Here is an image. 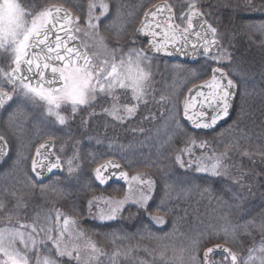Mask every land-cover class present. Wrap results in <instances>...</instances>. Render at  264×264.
I'll list each match as a JSON object with an SVG mask.
<instances>
[{
	"label": "snow or ice",
	"instance_id": "1",
	"mask_svg": "<svg viewBox=\"0 0 264 264\" xmlns=\"http://www.w3.org/2000/svg\"><path fill=\"white\" fill-rule=\"evenodd\" d=\"M87 7L86 26L97 30V22L100 19L94 12L97 8V0H88ZM34 8V0L28 5L21 3L20 0H0V56L10 62L8 68H0V110L14 107V111L8 117L9 124L13 123L14 118L22 114L23 108L30 104L40 107L48 117H54L56 122L64 125L69 117L62 112L70 111L72 116H75L83 107H88L92 109L89 116L95 115L94 104L98 97L111 98V107L104 108L103 112L122 123L135 115L141 103L148 102L146 97L152 77V57L148 55V52H163L166 55L176 52L187 55L189 45L193 55L202 50V54L207 59L214 60L217 66L211 67V78L201 86V89L206 88L208 91L197 89L195 94L186 100L185 118L191 121L195 128L210 129L229 115L236 83L219 66L220 60L225 57L211 55L213 48L219 43L217 29L207 24L206 20L199 19L203 13L198 9L197 0H187V11H181L179 16L181 23L175 22L173 5L168 3L157 5L155 10L145 12V22L139 31L151 37L150 47L148 49L132 48L119 58L113 54L111 60L104 59L99 63L94 62V54L87 51L86 45L73 43L78 40L76 34L81 32L79 16H74L71 10L63 5L53 4L39 11H35ZM99 10L100 16H104L108 13L109 5L104 0H99ZM148 17L152 19L149 20ZM194 20L197 21L196 25L193 23ZM197 26L198 31L194 30ZM248 27L264 35V22L256 25L249 24ZM83 35L87 36L88 33L85 32ZM98 43L104 46L102 38ZM118 90H121L125 96L130 93L131 100L135 103L121 105ZM197 96L201 98L198 101V108L193 103ZM84 122L87 123L86 120ZM0 141H4L3 136H0ZM192 143L195 144V141L193 140ZM205 143L202 141L201 146ZM51 147L53 146L49 144H40L36 149V158L32 160V171L37 176L42 174L37 172V168H46L48 172L61 168L59 157L52 162L48 160L50 153L41 152V149L47 150ZM5 148L6 141L0 144V156L5 155ZM225 155L226 153H221L219 156L208 157V162L203 159L196 161L195 171L206 172L211 176L227 175L226 170H221ZM45 160L48 162L45 163ZM177 162L181 167H185L179 156ZM192 164L193 161H189L187 166L190 168ZM68 165L69 174L76 171L72 159L68 160ZM118 168L120 164L109 160L95 169V178L100 184H106L112 175L116 174L110 173L106 176L104 173L109 169ZM117 179L124 180L128 185V194L124 199L104 200V207L100 206V201L97 199L88 202L89 213L100 221L115 220L129 203L147 211L149 201L153 198L155 182L150 178L144 179L141 175L129 177L128 172L120 171ZM134 185H141V187L134 188ZM32 186L35 187V185ZM171 190L172 185H168L165 191L166 197L170 196ZM12 195L16 197L15 193ZM163 204L164 201L161 200L156 210L160 211ZM22 205L23 198H17L14 208L19 209ZM5 206V202L0 200V211ZM94 206L95 213H93ZM13 214L18 215V213H8L9 220ZM150 218L157 225L165 223L162 216L155 215ZM45 220L46 224H40V217L37 215L31 223L17 221L16 225L0 227V264H33V254L35 264H63L59 258L64 257L80 264L81 246L73 244L69 247L65 242L66 236L77 240L85 237V233L78 228L76 219L64 216L57 210L55 227L50 216L45 217ZM228 223L231 233L228 227L220 230L224 233L226 243L229 235L235 238L238 227L231 225L230 221ZM258 227L264 234V223ZM245 230L247 231V226ZM54 232L56 235H53ZM41 233L43 237L38 239ZM213 234L218 236L219 231L214 230ZM143 238H145L144 235H141V239ZM147 238L163 240L166 237H155L149 231ZM116 239V235L113 234V244L116 243ZM119 239H128V237L122 236ZM49 242L51 247H48ZM41 245L44 246L43 249ZM170 247L173 254L171 258L167 256ZM215 250L226 254L223 260L230 259L231 264H264V241H261L258 248L253 246L242 260L231 248L220 244L208 247L203 254L204 264H211L210 254ZM84 251L88 253L85 264L99 260L100 256H106L110 264H118L119 258L128 256L132 249L121 251L117 247L109 254L95 241L87 238ZM186 252L190 261H197V256L190 248L176 249L167 244L162 246L159 259L163 261V264H186ZM149 254L152 253L149 252ZM141 264L145 262L142 261Z\"/></svg>",
	"mask_w": 264,
	"mask_h": 264
},
{
	"label": "trees",
	"instance_id": "2",
	"mask_svg": "<svg viewBox=\"0 0 264 264\" xmlns=\"http://www.w3.org/2000/svg\"><path fill=\"white\" fill-rule=\"evenodd\" d=\"M202 1V5L199 4L201 12L207 21L217 29V33L223 30V19L226 20V22L223 20L224 26L228 23L233 24L232 33L237 29L236 23L241 22L238 30L243 35L241 39L243 40L244 50H240V55L247 58L249 63L252 62V66L257 63L252 67V71H255L256 74L263 71L264 68L259 65L264 62V58L260 59L257 54L252 53L255 52L251 45L252 37L245 33L243 27L249 29L244 24L246 21L256 23L264 21V18H259L256 14H254L255 16H234L233 13H229L228 9H222V4L217 0ZM24 2L25 0H23ZM52 2H57L59 5L72 10L76 16L80 17V23H83V17L88 12L87 0L43 1L46 5L55 4ZM208 2L209 5L205 6ZM109 4L111 7L109 9L110 15L105 21L112 23L116 21L114 18L116 10H114L111 3ZM120 4V9H118L121 10V18L128 21L125 24V33L119 36L113 32L109 33L107 40L110 43L126 45L128 48L133 46L140 49L141 45L134 40V25L129 24H131L133 15L134 17L136 15L141 16L143 7L137 6V0H121ZM119 24L122 25L121 22ZM105 25H108V23ZM101 28L104 27L101 26ZM127 44H130V46ZM127 47H124V49ZM204 60L201 59L197 66H200ZM207 70L209 72V69ZM236 85L238 87L237 100L229 120L224 125L217 127L209 134H202L189 130L188 127L177 122L166 123V125L161 124L159 128L164 127L161 131L157 130V133L160 134L157 142L155 141L156 134L154 132L158 122L145 125L140 129L141 134H144V137L149 136L139 140L141 144L146 142V146L133 144V140L130 143L129 138V140H123L124 143L133 144L132 147L127 148L126 146L129 154H116L117 152L104 147L107 141H112V135L103 136V132H101V130L103 131V120L108 121L116 129L115 119L101 112L103 108L110 107L108 103L103 104V101H100L94 104L95 115L92 116H89L92 109L88 107L82 108L75 116H72L69 112V119L64 126L65 129L55 130L53 137L57 141V148L62 146L68 149V154H71L72 159H75L72 163L76 171L69 174L68 169L65 167V171L63 170L60 176L37 183L33 191H30L31 193H28L25 186L20 187L18 191L15 190L13 193L16 196H26L30 205L35 207L41 205L44 211L48 210L54 217H56V212L59 210L64 216L75 218L78 228L85 233V237L80 240L86 241L87 238H90L106 253L111 254L117 247L121 251L131 248L132 251L128 256L119 258L118 264H127L126 260L128 258H137V255L141 257L143 253L148 254L149 258L153 256L152 264H163V261L159 259V252L164 244L173 246L176 249L190 248L194 252L204 251L211 245L220 244L231 248L236 253L245 254L253 246L264 241V234L261 233L258 227L261 223H264V120L260 116V110H257L254 105L260 94L255 95L256 97L252 96V102H250V105L248 104L250 111L242 116L243 119H241L242 117L240 119L235 117L240 97L241 99L244 98L243 100L251 97L246 92L241 95L242 88L239 86L241 84L237 82ZM260 97L264 99V93ZM99 104L102 107L99 108ZM87 116L90 119L88 123H85ZM95 125H99V131L93 128ZM123 134L125 136V133ZM46 135L45 133L44 136ZM151 137L154 142H152V139L150 140ZM211 137L218 139L215 154L219 156L221 153H226L221 170H226L227 175L203 178L199 177L193 170L182 171L180 163L177 162L178 155L181 156V160L185 165L189 160H186L185 157L187 150L192 149L193 153L196 154L195 157H198L200 153L198 149H195L196 145L201 141H205L203 139ZM86 139L90 143H84ZM193 140L195 141L194 145L191 144ZM114 143L116 144L115 141ZM108 159L118 160L131 175H141L142 178H150L155 182V189L152 193L153 198L149 201L147 211L138 209L136 205L126 206L118 220L110 222V224L100 222L97 218L94 219V215L88 211L90 200H99L102 197L104 201L122 196L120 193L124 187L105 186L95 178V169ZM4 169L5 167L0 169V174L4 172ZM178 179L183 180L182 187L188 191L183 192V189H179V191L172 189L170 196L166 197L167 186L172 185L173 181L177 180L179 182ZM244 182L248 184L244 185ZM250 187L249 195L247 198L242 199L238 194V190L242 189L241 191H244ZM205 189H208V191H205ZM4 200L9 206L14 203L12 194L6 196ZM161 200L164 201V204L160 211H157V206H160ZM100 206L104 207V204L102 205V202H100ZM95 212L96 208L94 206L93 213ZM155 215L162 216L165 223L163 225L155 224L150 218V216ZM229 221L231 225L238 227L235 238L229 235L226 243L224 233L220 230L228 227L229 233H231ZM245 226H247V231ZM214 230L219 231L218 236L211 234ZM149 231L155 237L166 238L163 240L147 238ZM113 234L117 237L115 244L112 243ZM141 235H144L145 238L141 239ZM122 236H127L128 239H119ZM198 237L202 238V242L195 245L194 242ZM208 238L211 241L204 242ZM76 241H79V239L65 237V242L69 247L76 244ZM80 246L82 257L80 264H85V257L88 253L84 251V245ZM48 247H51V245H48ZM41 248H44V246L41 245ZM149 252L152 254L150 255ZM172 255L170 247L167 256L171 258ZM59 259L63 261V264H76V261H69L67 257ZM185 260L186 263L189 261L187 252L185 253ZM91 264H110V261L106 256H100L99 260L92 261Z\"/></svg>",
	"mask_w": 264,
	"mask_h": 264
},
{
	"label": "rangeland",
	"instance_id": "3",
	"mask_svg": "<svg viewBox=\"0 0 264 264\" xmlns=\"http://www.w3.org/2000/svg\"><path fill=\"white\" fill-rule=\"evenodd\" d=\"M44 0H34L35 3V11L42 10L46 7H49L51 5H46L43 3ZM70 1V0H68ZM88 1V0H87ZM138 5L141 7H147L150 4L156 2L157 0H137ZM176 10L177 14L180 16L181 11H187L186 8V2L187 0H168ZM220 4H222V9L226 10L228 9L230 12L233 13L234 16H255L256 14L259 18H264V0H217ZM33 0H25V4H31ZM109 5V9H111L110 4L111 3L114 6V18L116 21L110 23L107 20L109 17L110 10H108V13L104 16H100V10H99V0H97V8L94 10L95 15L99 16L100 19L97 22L98 23V29L94 30L91 28H88L86 26V20H87V13L83 17V23L81 25V32L77 33V37L81 40L82 45L87 46V50L90 54L93 55L94 62L99 63L101 60L108 59L111 60L112 55L114 54L117 58H119L122 55H125L128 50L134 48L133 46L128 48L126 45H118L116 43H110L107 40V36L109 33H114L115 35L119 36L122 33H125L126 23H128L127 19L121 18L122 13L120 9V3L121 0H104ZM199 2V3H198ZM21 3H23V0H21ZM43 3V4H42ZM56 5H59L57 2H52ZM202 0H197V6L198 9L201 11L200 5H202ZM200 4V5H199ZM214 4V3H213ZM212 4V5H213ZM209 2L205 4V6H208ZM145 7V8H146ZM119 8V9H118ZM144 8V9H145ZM226 8V9H225ZM143 9V10H144ZM247 11V12H246ZM250 13V15H249ZM141 16L137 15V17L134 15L132 16L131 24L134 25V28H136L137 24L140 21ZM139 18V19H138ZM119 20V21H118ZM225 22L226 20L223 19ZM222 20V28L223 30L217 33V38L221 41L222 47L220 52L215 54V56L225 57L220 60L219 66L222 67L229 75L230 77L237 83H240L239 85L242 93L250 95L251 97L247 98L246 100L241 99L237 104V111H236V118L242 117L244 114H246L247 111H250V108L248 104L250 105V102H252L251 98L255 95H263L264 93V70L260 71V73H255V71H252V67L257 64L254 63L252 66V62L249 63L248 59L244 56L242 57L240 55V50L243 49V40L241 39L242 32L240 33L238 30L240 23H236V30L232 33V25L233 24H226L225 26L224 21ZM240 20V19H239ZM108 25H105L106 23ZM118 21V23H117ZM135 21V22H134ZM104 22V23H103ZM121 22V26L120 23ZM264 22V21H262ZM261 22L256 23H249L245 22V25H256ZM119 25V26H118ZM220 25V24H219ZM103 26L104 28H101ZM221 26V25H220ZM118 27V28H117ZM226 29V30H224ZM229 30V31H228ZM246 34H249L252 37L251 45L252 49H255V52H252L254 54H257L260 59L264 58V35H261L259 32L249 28L244 29ZM98 31V35H97ZM87 32L88 35L85 36L83 33ZM247 36V35H246ZM103 39V45L101 46L98 42ZM242 41V42H241ZM130 46V44H127ZM106 46V47H105ZM124 47H127L124 49ZM262 56V57H261ZM10 62H7L4 57L0 56V68H8ZM217 64L214 60H208L201 63V66H196L195 68H186L185 66H177L173 64L167 65L166 63H160L158 61L152 60V77H151V83L150 88L148 91V95L146 97L147 103H141L135 113L134 116L131 118L125 119L122 123L118 120H115L116 129L113 125H110L108 121L103 120V136H111L112 135V141H107L106 147L107 149L111 151L117 152L116 154H129L128 147H132L133 144H139L140 146H146L147 143H140L141 138L144 137V134H141L142 131L140 129L142 126L149 125V124H155L158 122V125L156 126V130L154 134L155 141L157 142L159 139L160 134L157 133V130L161 131L164 127L159 126L161 124L166 125L172 124L177 122L178 124H183L181 119L182 110L185 107V93L194 84L201 82L205 80V78H208L209 73L207 69H211V67H216ZM261 68H264V62H261L259 65ZM255 70V69H253ZM8 86L6 85V88ZM118 95H120V101L119 103L123 105L124 103H135V101L131 100V94L129 93L127 96L122 94L121 90H118ZM246 96V95H245ZM259 96L257 100H255L254 105L257 110H260V116L264 120V99H262ZM256 97V96H255ZM14 96V100H15ZM100 101H103V104H109L110 107L112 105L111 98L108 97H98L97 101L98 103ZM100 105V104H99ZM102 105V103H101ZM99 106L102 107V106ZM245 106V107H244ZM105 107V108H110ZM85 108V107H83ZM104 109V108H103ZM103 109L101 112H103ZM254 109V108H252ZM251 109V110H252ZM14 111V107H8L6 112L3 114V116L0 118V136H3L4 139L8 142L10 146V157L9 160L5 166L4 172L0 174V200H3L5 202V197L8 195H11L13 192L18 191L20 187H26L28 190V193H31L33 189L36 187L37 182L35 178H33L30 174L29 170V163L32 159L34 147H36L40 142H42L45 138H52L55 130H62L65 126L59 124L55 121L54 117H48L46 113H44L43 109H41L38 106H32L27 105L23 108V113L16 116L14 118L13 123L9 124L8 117L11 114V112ZM70 111L62 112L63 115L68 116ZM71 113V112H70ZM104 113V112H103ZM89 117H86V121L88 123ZM243 119V117L241 118ZM99 120V117H98ZM100 121V120H99ZM160 122V123H159ZM96 130L99 131V125L94 126ZM65 129V128H64ZM45 133L47 134L46 136ZM125 133V136L124 134ZM107 134V135H106ZM44 136V137H43ZM128 136V137H127ZM149 135H146L144 138H147ZM130 143L131 140H133V144H127L124 143L123 140H129ZM133 138V139H132ZM136 138V139H134ZM152 137L150 138V140ZM56 140V139H55ZM145 140V139H144ZM206 142L204 146H201V143L196 145L195 149L199 150L198 157H195L196 154L193 153L192 149H188L185 157L188 160L185 163V167H182L181 170L184 172H187V170H193L196 172V174L199 177H216L211 176L206 172H197L195 171L196 168V161L203 159L205 162H208V157L217 156L216 149L218 143V139L216 137H211L209 139H203ZM116 142V144L114 143ZM152 142L153 139H152ZM202 142V141H201ZM86 144L90 143L87 139L85 140ZM159 143V142H158ZM192 145H194L191 142ZM68 149L64 147H59L56 149V157H59L61 167L65 171V169L69 167L68 160L72 159V155L68 154ZM211 152V153H210ZM179 156V155H178ZM181 158V156H179ZM75 159H72L74 161ZM193 161L192 167H188V162ZM66 167V168H65ZM180 171L181 173H184ZM129 174V173H128ZM136 175V174H135ZM187 175V174H186ZM133 176L130 174V177ZM179 180V179H178ZM172 189L178 190L183 189V192H187L188 190L182 187L184 184L183 180L180 179L179 182L173 181ZM244 185H247V182H244ZM181 184V188H180ZM32 185H35L33 187ZM141 185H134V188H139ZM243 188V187H242ZM125 189V190H124ZM250 188H246V190L241 191L242 189L238 190V194L243 198H247L250 192ZM31 191V192H30ZM53 191V190H52ZM122 196L118 198H110L114 200H121L124 199L125 195L128 194V185L124 186L123 191L120 193ZM23 198V205L16 209L14 208V205L16 203L17 198ZM14 203L12 205H7L5 202V208L0 211V227L3 226H9V225H16L17 221L20 222H26L31 223L33 222L34 217L39 215L40 217V224H46L45 217H51L53 222V227H55V217L50 213L48 210L44 211L42 206L37 205L36 207L33 205H30L29 200L26 196L20 195L13 197ZM99 201L102 202L103 205V198L100 197ZM134 204H126L125 207H132ZM124 207V208H125ZM124 211V210H123ZM18 213V215L13 214L11 217V220L8 218V213ZM122 215L119 214L115 220L111 221H100L109 223L114 222L118 220V218ZM94 217V216H93ZM96 219V218H94ZM56 234L55 232L53 235ZM212 235L213 232L211 233ZM43 237V233L40 234L41 238ZM81 241V242H80ZM211 241L210 238L206 239L204 242ZM198 242V243H197ZM202 242V238L198 237L195 240V245H199ZM86 241L80 240L76 241V244L84 245ZM48 245H51L50 242ZM260 244L256 245L255 247H259ZM41 247V246H40ZM43 249V248H42ZM205 250V249H204ZM194 252V251H193ZM204 251H195L194 254L197 256V261H187L186 264H203L202 255ZM238 258L241 260L245 258L248 255V252L245 254H239L236 253ZM223 254H215L211 259V264H229L227 260H223ZM33 264H35V255L33 254L32 257ZM127 264H141V262H145V264H152L153 262V256L149 258L148 254L143 253L140 257L137 255L136 257H130L127 260Z\"/></svg>",
	"mask_w": 264,
	"mask_h": 264
},
{
	"label": "water",
	"instance_id": "4",
	"mask_svg": "<svg viewBox=\"0 0 264 264\" xmlns=\"http://www.w3.org/2000/svg\"><path fill=\"white\" fill-rule=\"evenodd\" d=\"M164 3H168V2H167V1H161V0H160L159 2L155 3L154 5H152L151 8L149 7L145 12L153 11V10H155V7H156L157 5H163ZM168 4H169V3H168ZM145 12H144V13H145ZM173 12H174V10H173ZM174 13H175V12H174ZM175 17H176V15H175ZM157 18H158V19H163L164 17H157ZM141 19H142V20H141V23L138 25V27H137L136 30H135V37H136V40H138L140 43H142V44L145 45V46H144V49H148V48L150 47L149 41L151 40V37L148 36V35H145V34H144L143 32H141V31H139V29H141V28L143 27L144 22H145V15H144V14H143V16H142ZM148 19L151 20L152 17H148ZM199 19H201V20H206L204 16L200 17ZM175 22L178 23V22H177V19H175ZM193 23H194V25H196V24H197V21L194 20ZM207 24H209V23L207 22ZM185 26H186V25H185ZM206 26H207V25H206ZM194 30L198 31V30H199L198 26L195 27ZM157 31H159V29H157ZM209 38H211V34H210V33H209ZM157 39H159V37H157ZM193 39H195V37H193ZM218 42H219V41H218ZM73 43H74V44H75V43H80V44H81V42H80L79 40H75V41H73ZM220 45H221V44H220V42H219L218 45H217L216 47L213 48L211 55H213V54L215 55V53L219 51V49H220V47H221ZM188 48H189V51H188V54H187V55L182 54V53H176V52H174L172 55H166V54H164L163 52L156 53V52H154V51H150V52H148V55H149L150 57H152V58L161 59V60L164 59L165 61H167V62H171V63H181V64H184V65H194V66H195V64L198 62L199 57H200V56H204V55L202 54V50L200 51V53H197V54L193 55L192 52H191V45H189ZM210 78H211V77H210ZM210 78H209V79H210ZM209 79H208V80H209ZM204 82H205V81H204ZM204 82H201V83H199V84H196V86L194 85L193 87H191V88L187 91V93H186V95H185V99L188 100V99L190 98L191 95H194V94H195V92H196L197 89H201V86L204 84ZM201 90L204 91V92H207V91H208V89H206V88H203V89H201ZM233 91L235 92V96H234V97L232 98V100H231V106H230V108H229V115H228L227 117L221 119V120L215 125V127L210 128V129H203V128H195V127H193L191 121H189L187 118H185V116H184V109H183V112H182V119H181V120H182L183 123H184L186 126H188L191 130L198 131V132H201V133H209V132L213 131L216 127H218V126L224 124V123L229 119V117H230V115H231V111H232L233 105H234L235 100H236V96H237V88H235ZM200 99H201V98L197 96V97H195V100H193V103L197 105V108L199 107L198 101H199ZM2 111H3V110H0V115H1ZM190 111H192V109H190ZM4 142H5V139H4V141H0V144H2V143H4ZM41 144H49V145H52V146H53V147H51V148H49V149H47V150L41 149V152L43 153V152L46 151L47 153H50V155L48 156V160H50V161H52V162H55L56 159H57V157H55L56 155L54 154V141L48 139V140L43 141ZM39 145H40V144H39ZM39 145L37 146V148L39 147ZM37 148H36V149H37ZM36 149H35V151H34V155H33L32 160H33L34 158H36ZM8 155H9V147H8V145H7V143H6L5 155L0 156V167L6 162V160H7V158H8ZM48 160H45L44 162L47 163ZM111 161H113L114 163H118V164H119V162H117L116 160H111ZM105 163H106V162H105ZM103 164H104V163H103ZM30 171H31V173H32L33 175H35L37 178H39V179H41V180H47V179H49V178H51V177H56V176H58V175L61 173V168H60V169H53L52 172H48L46 168H44V169L37 168V172H41V173H42L40 176H37L36 173H34V172L32 171V161H31V163H30ZM120 171H126V170L123 168V166H122L121 164H120V168H118V169H109L107 172H105L104 175H106V176L109 175L110 173H115V174H116V175H112L111 179H109L108 182H107L106 184H107V185H108V184H113V185H118V186L124 185V184H125V181H124V180H122V179H117V176H118V174H119ZM126 172H127V171H126ZM212 247H215V246H212ZM224 247H226V246H224ZM215 253H221V254H223L220 250H215L213 253L210 254V256L212 257V255L215 254ZM223 255H224V254H223ZM225 255H226V254H225ZM227 262H229V264H231L230 259H229ZM203 263H204V260H203Z\"/></svg>",
	"mask_w": 264,
	"mask_h": 264
}]
</instances>
